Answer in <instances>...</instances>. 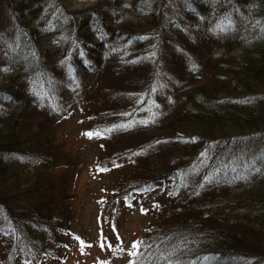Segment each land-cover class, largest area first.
Returning <instances> with one entry per match:
<instances>
[{
	"label": "trees",
	"instance_id": "16d2710c",
	"mask_svg": "<svg viewBox=\"0 0 264 264\" xmlns=\"http://www.w3.org/2000/svg\"><path fill=\"white\" fill-rule=\"evenodd\" d=\"M1 1L3 263L69 244L78 162L56 126L79 110L114 192L100 223L151 195L129 264H264V0Z\"/></svg>",
	"mask_w": 264,
	"mask_h": 264
},
{
	"label": "rangeland",
	"instance_id": "374dc122",
	"mask_svg": "<svg viewBox=\"0 0 264 264\" xmlns=\"http://www.w3.org/2000/svg\"><path fill=\"white\" fill-rule=\"evenodd\" d=\"M132 2L134 0H127ZM68 7L75 9L88 3L87 0H62ZM50 6H54L51 13L59 11V1L48 0ZM0 0V22L9 23L8 16L2 14ZM7 24H1L5 26ZM6 71V66L3 67ZM0 71V80L9 74ZM88 117L79 110H75L66 117L61 118V123L56 127V142L62 144L64 151L71 154L78 162L75 167L74 197L70 200L73 211V227L75 231H69L68 243L59 250L57 255H39L30 261L23 254L14 257L13 264H37L38 258L43 259L39 264H129L134 255L137 240L142 236L146 226L155 217L154 209H144V203L151 195L146 192H135L122 205L111 206L109 217L100 223L101 210L109 202L114 194L111 179L106 171L98 168L97 154L99 155V141L88 133ZM64 168H54L53 174L59 176ZM159 189H152L150 193L157 194ZM165 196L167 195L166 191ZM152 194V195H153ZM158 195V194H157ZM158 198H161L159 195ZM129 200V201H128ZM102 215H105L103 213ZM5 215H0V264L9 258L7 251L11 246L12 225ZM82 236V237H81ZM48 243L53 245L51 240ZM44 256V257H43ZM196 264H207L198 262ZM210 264V263H208Z\"/></svg>",
	"mask_w": 264,
	"mask_h": 264
},
{
	"label": "bare ground",
	"instance_id": "6f19581e",
	"mask_svg": "<svg viewBox=\"0 0 264 264\" xmlns=\"http://www.w3.org/2000/svg\"><path fill=\"white\" fill-rule=\"evenodd\" d=\"M261 148H263L264 149V145H262V147Z\"/></svg>",
	"mask_w": 264,
	"mask_h": 264
}]
</instances>
